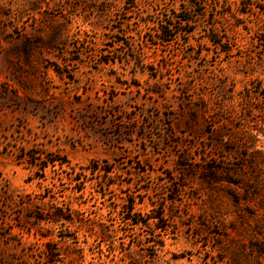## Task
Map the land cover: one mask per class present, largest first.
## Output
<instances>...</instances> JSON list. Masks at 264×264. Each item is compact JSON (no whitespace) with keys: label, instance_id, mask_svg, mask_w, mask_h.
Returning <instances> with one entry per match:
<instances>
[{"label":"rangeland","instance_id":"374dc122","mask_svg":"<svg viewBox=\"0 0 264 264\" xmlns=\"http://www.w3.org/2000/svg\"><path fill=\"white\" fill-rule=\"evenodd\" d=\"M56 258L264 264V0H0V264Z\"/></svg>","mask_w":264,"mask_h":264},{"label":"trees","instance_id":"16d2710c","mask_svg":"<svg viewBox=\"0 0 264 264\" xmlns=\"http://www.w3.org/2000/svg\"><path fill=\"white\" fill-rule=\"evenodd\" d=\"M128 213L131 215L128 218V222L132 225H139V224L146 225L148 219H152V217H148L146 222L134 220V214L131 213V210ZM37 220L52 225L64 224V223H70V224L79 223V225H82V223L90 219L81 220L76 211L65 210L62 207H58L46 212L43 217L38 218ZM44 246L46 248V252L47 251L49 252L51 250L47 244H44ZM48 262L52 264H57V263H61V260L59 258H56V259H50L48 260Z\"/></svg>","mask_w":264,"mask_h":264}]
</instances>
